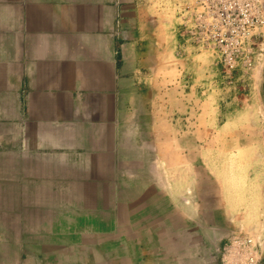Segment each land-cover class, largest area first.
<instances>
[{
	"label": "crops",
	"instance_id": "0c3cea01",
	"mask_svg": "<svg viewBox=\"0 0 264 264\" xmlns=\"http://www.w3.org/2000/svg\"><path fill=\"white\" fill-rule=\"evenodd\" d=\"M136 10L0 0V264H84L168 200L150 119L154 41Z\"/></svg>",
	"mask_w": 264,
	"mask_h": 264
},
{
	"label": "rangeland",
	"instance_id": "374dc122",
	"mask_svg": "<svg viewBox=\"0 0 264 264\" xmlns=\"http://www.w3.org/2000/svg\"><path fill=\"white\" fill-rule=\"evenodd\" d=\"M136 7L142 36L154 41L150 119L157 185L169 198L151 223L141 208L133 240L110 239L81 259L264 264L263 55L243 48L235 63L218 61L189 31L194 0H136Z\"/></svg>",
	"mask_w": 264,
	"mask_h": 264
},
{
	"label": "built area",
	"instance_id": "2783aa9c",
	"mask_svg": "<svg viewBox=\"0 0 264 264\" xmlns=\"http://www.w3.org/2000/svg\"><path fill=\"white\" fill-rule=\"evenodd\" d=\"M194 12L189 31L218 61L235 63L243 48L264 51V0H194Z\"/></svg>",
	"mask_w": 264,
	"mask_h": 264
},
{
	"label": "bare ground",
	"instance_id": "6f19581e",
	"mask_svg": "<svg viewBox=\"0 0 264 264\" xmlns=\"http://www.w3.org/2000/svg\"><path fill=\"white\" fill-rule=\"evenodd\" d=\"M88 261V259L84 258L83 263L85 264Z\"/></svg>",
	"mask_w": 264,
	"mask_h": 264
}]
</instances>
